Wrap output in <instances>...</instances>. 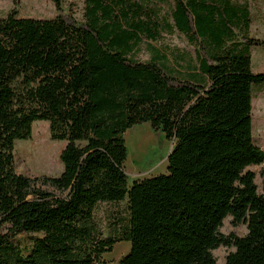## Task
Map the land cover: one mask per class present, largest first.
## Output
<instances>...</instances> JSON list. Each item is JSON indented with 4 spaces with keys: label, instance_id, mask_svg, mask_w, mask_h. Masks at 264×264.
Masks as SVG:
<instances>
[{
    "label": "trees",
    "instance_id": "obj_1",
    "mask_svg": "<svg viewBox=\"0 0 264 264\" xmlns=\"http://www.w3.org/2000/svg\"><path fill=\"white\" fill-rule=\"evenodd\" d=\"M83 9L82 19L0 17V264H101L121 241L131 248L118 264H220L222 248L223 264H264V169H251L264 163L252 91L264 72H253L250 51L264 40L249 35L248 2ZM174 28L196 58L152 45ZM40 120L66 142L60 175L17 170L16 143ZM142 123L174 147L167 173L130 185L125 133ZM122 201L126 214L104 236L98 209Z\"/></svg>",
    "mask_w": 264,
    "mask_h": 264
},
{
    "label": "rangeland",
    "instance_id": "obj_2",
    "mask_svg": "<svg viewBox=\"0 0 264 264\" xmlns=\"http://www.w3.org/2000/svg\"><path fill=\"white\" fill-rule=\"evenodd\" d=\"M62 9L58 10L52 0H0V17L6 16L7 13L16 9L21 16L34 18H54L60 13H69L78 19L83 18L84 1L85 0H62ZM239 3L248 2L252 23L249 35L264 40V0H237ZM242 35V33H240ZM152 45L165 52L173 55L176 51L183 52L189 50L192 58H196L197 51L195 46L189 44L185 35L174 28L170 31H164L157 41H153ZM252 70L254 73L264 72V45H253L251 47ZM154 52L145 48L139 55L143 61L152 58ZM253 91V124L254 136L256 143L264 149V83L254 84ZM136 130V131H135ZM144 130V131H143ZM131 135H127L130 133ZM152 137L149 139V134ZM126 145L128 148V157L125 162V169L129 176L130 185L136 179H142L168 172V157L171 149L174 147V140L167 138L163 132H155L149 123H142L129 129L125 133ZM46 140L48 142V150L44 146H40L38 151H33L32 147L37 143ZM150 143V144H149ZM66 142L63 140H53L51 137L50 125L48 121H36L33 126V134L29 140H18L16 143V152L18 166L17 170L28 175H60L64 169V164L60 159V154ZM152 144V145H151ZM142 145V146H141ZM140 149H144L142 155ZM36 152V153H35ZM37 154V155H36ZM140 154V155H139ZM139 156V157H137ZM38 157V158H37ZM38 160V161H37ZM256 173L264 169L261 166H252ZM97 220L104 232V236L111 233V224L113 216L120 213L126 214L127 201L120 203L105 205L98 209ZM109 214V215H107ZM245 232V227L241 226L240 233ZM120 244L113 251L108 252L101 264H118L126 250L120 249ZM225 249L218 250L220 264L225 260Z\"/></svg>",
    "mask_w": 264,
    "mask_h": 264
},
{
    "label": "bare ground",
    "instance_id": "obj_3",
    "mask_svg": "<svg viewBox=\"0 0 264 264\" xmlns=\"http://www.w3.org/2000/svg\"><path fill=\"white\" fill-rule=\"evenodd\" d=\"M136 131V130H135ZM144 131V130H143ZM128 135H131V132L130 133H127V135L126 136H128ZM151 138H153L152 137V134L150 133L149 134V139H151ZM154 139V138H153ZM150 144V143H149ZM152 145V144H151ZM40 146H44V149L45 150H48V142L46 141V140H43V141H41V142H39V143H37L36 145H34L32 148V150H31V155H32V153H33V151H38V149H39V147ZM142 146V145H141ZM140 152H141V154L143 155L144 153H145V151H144V149H140ZM36 153V152H35ZM37 155V154H36ZM140 155V154H139ZM137 157H139V156H137ZM38 158V157H37ZM38 161V160H37Z\"/></svg>",
    "mask_w": 264,
    "mask_h": 264
},
{
    "label": "crops",
    "instance_id": "obj_4",
    "mask_svg": "<svg viewBox=\"0 0 264 264\" xmlns=\"http://www.w3.org/2000/svg\"><path fill=\"white\" fill-rule=\"evenodd\" d=\"M173 149V148H172ZM171 149V150H172ZM105 205H107L106 203H104ZM101 207V206H100ZM99 212V211H98ZM120 244V249H122V250H126V253H128L129 251H130V248H131V243L130 242H128V241H121V242H118L116 245H115V247L117 246V245H119ZM125 253V254H126ZM105 255H107V253H105L104 254V258H105ZM121 259V258H120Z\"/></svg>",
    "mask_w": 264,
    "mask_h": 264
},
{
    "label": "built area",
    "instance_id": "obj_5",
    "mask_svg": "<svg viewBox=\"0 0 264 264\" xmlns=\"http://www.w3.org/2000/svg\"><path fill=\"white\" fill-rule=\"evenodd\" d=\"M263 164H264V163H263ZM263 164H262V165H263ZM262 165H261V166H262ZM258 166H259V165H258Z\"/></svg>",
    "mask_w": 264,
    "mask_h": 264
},
{
    "label": "water",
    "instance_id": "obj_6",
    "mask_svg": "<svg viewBox=\"0 0 264 264\" xmlns=\"http://www.w3.org/2000/svg\"><path fill=\"white\" fill-rule=\"evenodd\" d=\"M171 153V152H170ZM170 155V154H169Z\"/></svg>",
    "mask_w": 264,
    "mask_h": 264
}]
</instances>
